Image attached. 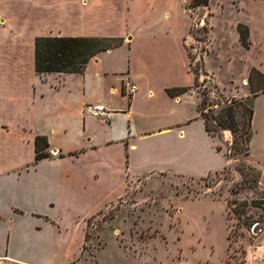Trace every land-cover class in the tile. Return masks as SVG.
<instances>
[{"label":"crops","instance_id":"0c3cea01","mask_svg":"<svg viewBox=\"0 0 264 264\" xmlns=\"http://www.w3.org/2000/svg\"><path fill=\"white\" fill-rule=\"evenodd\" d=\"M149 1L0 0V264H83L76 251L87 222L121 199L138 203L140 183L203 178L227 166L199 112L183 46L189 27L158 24ZM239 6L249 21L237 25L250 30L248 47L240 37L235 44L249 66L245 84L253 73L264 80V37L257 41L264 0ZM38 38L122 45L97 54L82 73L39 74ZM204 61L222 95H241L238 87L227 94ZM131 86L137 92L128 96ZM179 88L189 90L170 93ZM247 88L245 98L264 96V88ZM38 139L48 158L37 160Z\"/></svg>","mask_w":264,"mask_h":264},{"label":"rangeland","instance_id":"374dc122","mask_svg":"<svg viewBox=\"0 0 264 264\" xmlns=\"http://www.w3.org/2000/svg\"><path fill=\"white\" fill-rule=\"evenodd\" d=\"M153 1L152 17L163 18L158 24L189 27L183 46L208 124L214 112L234 106L233 133L213 134L227 166L203 178L170 174L140 183L138 203L121 199L87 222L76 255L82 251L83 264H264V96L255 100L243 96L249 93L250 83L253 91L263 89L264 80L253 73L243 84L249 66L243 62L241 47L235 45L240 37L238 21H249L248 13L236 10L239 4L249 9L251 0H209L207 6H194L193 0ZM167 13L169 17L161 16ZM245 28L247 37L250 30L247 34ZM131 37L129 32L124 40ZM262 37L264 32L257 41ZM204 58L227 94L238 87L241 95H222Z\"/></svg>","mask_w":264,"mask_h":264},{"label":"trees","instance_id":"16d2710c","mask_svg":"<svg viewBox=\"0 0 264 264\" xmlns=\"http://www.w3.org/2000/svg\"><path fill=\"white\" fill-rule=\"evenodd\" d=\"M193 1L194 6H207L209 4V0ZM243 27L246 26L239 25L238 31L243 46L248 47L249 36L247 35L246 37L243 34ZM245 29L247 30V34H249L248 28ZM121 45L122 39L118 38H38L36 40V71L39 74L82 73L91 58L101 52L117 48ZM188 90V88H179L171 90L170 93L173 96H177L186 93ZM201 102L199 104V112L205 120L206 130L211 136L215 137L213 134L216 132L229 131L233 133L232 129L236 127L234 106L230 105L227 108L214 112L211 116V125H209ZM249 114L248 129L250 133L247 136V143L250 145L253 137L252 121L254 118V107H252ZM39 140H37V160L48 158L49 154L45 152V149H41ZM250 150L249 148L245 152L246 155H250Z\"/></svg>","mask_w":264,"mask_h":264},{"label":"built area","instance_id":"2783aa9c","mask_svg":"<svg viewBox=\"0 0 264 264\" xmlns=\"http://www.w3.org/2000/svg\"><path fill=\"white\" fill-rule=\"evenodd\" d=\"M135 92H137V87L136 86H131L127 90L128 96H132ZM87 111L89 113H91L92 115H95V116H98V117H101V116L106 114V116L109 119L110 116H111V114H109V112H107L106 109L104 107H102V106L88 105L87 106Z\"/></svg>","mask_w":264,"mask_h":264}]
</instances>
